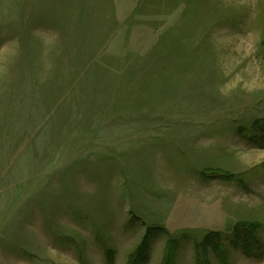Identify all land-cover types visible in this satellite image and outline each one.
Listing matches in <instances>:
<instances>
[{
    "label": "rangeland",
    "instance_id": "374dc122",
    "mask_svg": "<svg viewBox=\"0 0 264 264\" xmlns=\"http://www.w3.org/2000/svg\"><path fill=\"white\" fill-rule=\"evenodd\" d=\"M263 125L264 0H0V264H264Z\"/></svg>",
    "mask_w": 264,
    "mask_h": 264
},
{
    "label": "trees",
    "instance_id": "16d2710c",
    "mask_svg": "<svg viewBox=\"0 0 264 264\" xmlns=\"http://www.w3.org/2000/svg\"><path fill=\"white\" fill-rule=\"evenodd\" d=\"M251 138L257 140L258 143H259L260 139L263 138V141H261V142H264V125L258 127L257 128V133L254 134V135H251ZM207 175L209 176V172H207ZM223 175L226 176V177H230L231 176V175H226L224 173H223ZM211 176H214V175H211ZM210 236H215V237H218L219 236V237H221V234H219V232H213Z\"/></svg>",
    "mask_w": 264,
    "mask_h": 264
}]
</instances>
